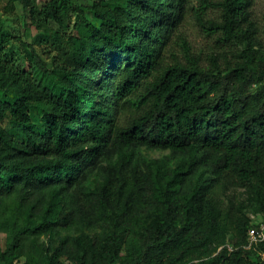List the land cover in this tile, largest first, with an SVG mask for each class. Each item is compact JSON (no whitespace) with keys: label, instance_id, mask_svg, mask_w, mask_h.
Masks as SVG:
<instances>
[{"label":"trees","instance_id":"1","mask_svg":"<svg viewBox=\"0 0 264 264\" xmlns=\"http://www.w3.org/2000/svg\"><path fill=\"white\" fill-rule=\"evenodd\" d=\"M16 2L42 52L0 14V264H264V240L249 246L260 224L219 196L244 186L264 213L251 0ZM187 6L222 43L207 59L183 35L182 56L163 53Z\"/></svg>","mask_w":264,"mask_h":264},{"label":"rangeland","instance_id":"2","mask_svg":"<svg viewBox=\"0 0 264 264\" xmlns=\"http://www.w3.org/2000/svg\"><path fill=\"white\" fill-rule=\"evenodd\" d=\"M48 0H38L40 6L46 3ZM81 4H89L91 0H75ZM198 0H190L191 4L197 5ZM249 9L252 13V18L256 21L259 29V37L261 46L264 50V0H251ZM0 14L3 18L4 25L6 29L13 35L14 41L18 44L20 41H25L33 44L40 52H42V47L37 44L36 37L38 34L37 29L31 22L29 17V10L23 8L22 4L19 2L15 3V7L10 9L8 7V0L0 1ZM207 15L213 18H218L219 10L217 8H209ZM86 18L99 22L92 12L86 13ZM55 26L54 24H51ZM178 35H183L188 41L191 52L196 54H201L207 59V56L211 52H217L221 50L222 43L218 41L217 35L210 34V32L205 31L194 14L191 6H187V10L183 16L182 21L179 24L178 30L173 32L171 39L166 44L163 49V53L167 58H170L173 53H178L180 56L183 55L182 51V42L179 39ZM17 48L16 46L14 47ZM55 54V53H54ZM51 54L44 53L45 59L51 61L52 58L49 57ZM104 56L102 60H104ZM18 64L29 70L31 69L30 62L25 59H21ZM34 71V69H33ZM100 75V72L96 74V78ZM95 87V84H94ZM32 116L35 122H41L40 115L37 109L32 110ZM140 152L143 156L146 157H162L170 154V150L164 149H151L146 147H141ZM220 198L224 201V204L229 205L232 200L239 202L254 224H264V213L259 212L254 207V203L251 200V197L244 186L234 187L228 186L222 188L219 193ZM67 232L61 231L58 236L55 238V243H58L61 236H64ZM3 238V243L5 241L4 234H1ZM2 243V244H3Z\"/></svg>","mask_w":264,"mask_h":264},{"label":"built area","instance_id":"3","mask_svg":"<svg viewBox=\"0 0 264 264\" xmlns=\"http://www.w3.org/2000/svg\"><path fill=\"white\" fill-rule=\"evenodd\" d=\"M264 240V224L251 227L249 230V246Z\"/></svg>","mask_w":264,"mask_h":264}]
</instances>
